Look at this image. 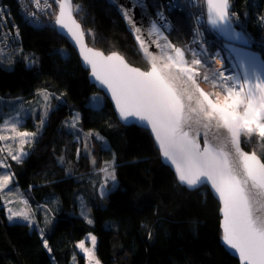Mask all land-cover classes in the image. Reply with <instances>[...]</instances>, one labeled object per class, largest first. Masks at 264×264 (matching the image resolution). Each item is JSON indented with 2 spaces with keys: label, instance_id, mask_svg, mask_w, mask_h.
Instances as JSON below:
<instances>
[{
  "label": "trees",
  "instance_id": "1",
  "mask_svg": "<svg viewBox=\"0 0 264 264\" xmlns=\"http://www.w3.org/2000/svg\"><path fill=\"white\" fill-rule=\"evenodd\" d=\"M7 2L18 19L21 46L13 53L0 54V96L28 99L44 91L53 96L54 103L57 98L62 103L49 112L25 158L7 159L16 184L28 193L31 203L40 204L52 196L59 200L52 206V227L45 236L51 254L39 232L7 220L0 195V264H71L75 254L78 264H85L75 244L88 234L96 237L100 264H238L221 245L219 204L209 189L190 191L179 185L160 161L149 132L121 125L104 95L102 109L87 106L89 96L100 91L89 83L88 72L54 30V22L32 27L17 17L16 2ZM146 2L152 14L158 0ZM230 3L236 23L264 47V0ZM199 5L196 11L204 12ZM73 8L88 46L118 52L130 64L148 69L122 19L104 0H73ZM166 16L173 24L168 35L171 42L183 46L191 35L188 13L172 10ZM251 43L252 50L262 51ZM58 48H66L67 56ZM73 110L80 113L82 131L102 137L103 142L92 138L97 169L113 161L117 185L106 198L98 195L102 181L96 180L88 157L80 153L81 143L66 129L65 121ZM27 128L35 130L32 125ZM242 147L264 160V140L258 143L253 137ZM81 201L91 210L92 225L77 216Z\"/></svg>",
  "mask_w": 264,
  "mask_h": 264
},
{
  "label": "snow or ice",
  "instance_id": "2",
  "mask_svg": "<svg viewBox=\"0 0 264 264\" xmlns=\"http://www.w3.org/2000/svg\"><path fill=\"white\" fill-rule=\"evenodd\" d=\"M55 3L59 11L55 14L54 30L79 47L85 66H90V76L98 82L97 87L101 91L110 94L122 123L150 128L164 164L174 167L181 185L189 190L210 185L212 194L221 205L223 244L232 255L238 254L240 264H264V160L255 151L249 153L241 147V124L250 133L249 138L258 132L264 140V85L230 87L226 83L228 78L218 69V75L212 79L219 91L212 99L198 86L195 77L185 72L184 79L172 70L171 57L165 62L169 66L167 71L155 63V56L152 57L151 70L142 71L129 66L115 52L105 55L86 47L81 25L73 17L70 0H55ZM207 3L210 24L223 23L230 16L226 11L228 0H219L218 3L207 0ZM157 15L163 19L162 13ZM125 16H128L127 11ZM174 51L177 56L185 58L181 48L176 47ZM189 52L193 53L190 49ZM196 62L202 63L197 58ZM208 79L205 75L204 80ZM188 82L193 83L189 85ZM193 88L199 93L198 97L194 95ZM241 96L244 97L243 105L240 103ZM102 100L101 97H93L90 107L102 109ZM46 118L47 111L42 124ZM73 119L79 120V113ZM217 121L227 133L226 136L212 131ZM72 126L75 127L74 124ZM17 128L18 123L13 122L11 132L20 138L21 145L27 142L26 138L36 135L18 131ZM200 137H203L202 144ZM8 139V136L0 135V140ZM97 139L102 140V137L97 136ZM23 155L27 153L21 150L20 155H12V158L19 162ZM102 171L105 172L106 181L113 182L111 187L101 185V195L106 198L116 187V176L114 170L109 171L107 167ZM11 179L13 177L10 175H0V189L8 188ZM81 204L83 207V201ZM6 214L9 221L20 218L30 227L35 226L34 214L12 209H7ZM82 215L89 223L92 222L86 212ZM39 231L44 248L51 253L48 239L43 235L44 229ZM90 239L93 248H84L83 241L77 247L90 260H95L96 237L91 236Z\"/></svg>",
  "mask_w": 264,
  "mask_h": 264
},
{
  "label": "water",
  "instance_id": "3",
  "mask_svg": "<svg viewBox=\"0 0 264 264\" xmlns=\"http://www.w3.org/2000/svg\"><path fill=\"white\" fill-rule=\"evenodd\" d=\"M104 1L109 6H111L118 13L120 18L122 19L128 33L131 35V37L133 39V42L135 44V47H136L138 53L141 55L142 59L147 63L148 69L144 70V69H141L139 67H136V66L130 64L118 52L112 51V52L106 53V52H103L101 50L94 49V48L88 46V44L86 42L85 35H84V43H85L86 47L92 48L93 50H96V51H100L105 55H109V54H112L113 52H115L118 55H120L125 60V62L129 64V66L139 68L142 71H150L151 70L150 61L152 60L153 56H155L158 60H163L164 62L168 61L169 57H171L172 63L174 65L172 70L177 75L186 79V77L184 76V73L187 72L189 75H192L193 77H195L193 71L189 67L185 51L182 49V47L174 45L171 42L168 35L164 32V30L156 23V21L154 20L151 12L149 10V7L147 5L146 0H104ZM52 2L56 8V13H58V11H59L58 5L55 3V0H52ZM215 2L218 3L219 0H215ZM70 3L72 6V9H73V17L75 18L74 8H73V0H70ZM119 6H123V7L121 8ZM125 11H127V13H128L127 17L125 16ZM226 11L230 14V11H231L230 0H228V8L226 9ZM204 12H205V16H206L209 28L213 32H215L217 35L220 36V38L222 40V46L225 48V50L234 59V62H235L236 66L240 72V75L242 77L243 85L247 84L249 87H254L258 83L261 85H264V59L260 53L252 50V43L249 42L248 37L245 35V33L242 30L237 29L234 26V22L232 21L231 15L223 23L218 22L215 25L210 24V22H209V9H208L207 0H204ZM153 25H155V26H153ZM81 31L83 32L82 27H81ZM60 36L63 37L67 41L69 46L75 51L82 68L88 72L87 78H88L89 83L92 84L98 91H100L105 96V98L110 102L112 109H113V112H114L118 122L121 125L126 126L119 119L118 112L115 109V104L111 100L110 94L106 95L105 91H101L97 87L98 82H95L94 78H92L90 76V72H91L90 66H85V64L83 62V58L80 54L79 47L75 46L74 42H72L70 40V38H67V37L62 36V35H60ZM176 47L181 48V51L185 54V58H182V57L176 55V53L174 51V49ZM145 49H147V52H145ZM195 82L197 83L196 79H195ZM188 83H189V85H191L193 82H188ZM192 91H193L195 96H197V97L199 96V93H196L194 88L192 89ZM205 93L208 94L207 92H205ZM193 103H194V101H193ZM139 128L147 130L149 132V134L152 138V141L154 143V146L159 153L160 161L162 162L163 165L170 168V170L173 172V174L175 176L176 181L178 182L179 185H181L177 179L176 174H175L174 167L164 164L162 154L159 150V146H158L157 142L155 141L154 135L151 133L150 128H148V129H145L142 127H139ZM212 131L215 132L217 130L215 128H213ZM220 132L225 136L227 135L226 132H224V130H220ZM200 142H201V144L203 143V137H200ZM241 147H242V143H241ZM242 150L246 151L245 149H243V147H242ZM249 153H251V152H249ZM181 186L185 187L187 190H189L187 186H183V185H181ZM206 187L209 189V191L212 194V190L210 188V185H208ZM190 191H192V190H190ZM212 196L214 197V199L219 204V217H220L219 228H220V233H221V241H220L221 245L224 248V250L227 253H229L231 256L236 258L238 264H240L238 254L235 256L232 255L230 250H228L227 247L223 244L222 229H221L222 214L220 213L221 205H220L218 198L215 197L213 194H212Z\"/></svg>",
  "mask_w": 264,
  "mask_h": 264
},
{
  "label": "rangeland",
  "instance_id": "4",
  "mask_svg": "<svg viewBox=\"0 0 264 264\" xmlns=\"http://www.w3.org/2000/svg\"><path fill=\"white\" fill-rule=\"evenodd\" d=\"M198 1L200 2L202 6H204V0H198ZM230 15H231V18L235 22L234 26L235 27L236 25L239 26L240 30H242L245 33V35L248 37L250 42H253L254 44H258L261 47V48L256 47V49L257 51L258 49L260 51L262 50L260 53L262 54L264 58V47H262L261 44L258 43L260 41L254 40V38L248 33V31L245 30V26H242L239 23H236L235 17L231 12H230ZM52 22H54V20ZM263 34H264V31H263ZM217 42L218 44H215L216 46L221 45V40ZM181 47L184 48V45ZM58 50L59 52H61L63 56H67L68 52L66 48H58ZM7 58L8 57H4V59H7ZM45 96L48 97L47 102L45 101ZM52 97L53 96L50 93L44 92V91H41L35 97H31L28 99L23 98V97L3 98L0 96V134L2 135L3 133L5 134L10 133L13 144L16 141H19L20 138L16 137L15 134L11 132L12 123L17 122L18 131H28V132L36 133V135L32 137L33 138L32 140L34 141L38 137V135L41 133L43 126L46 123L47 118L44 119L43 124L41 123V120L44 118V113L47 111V116H48L49 112H51V110H53L56 107V104L62 103L61 98L59 99L57 98L58 100L54 103V100ZM93 97L103 98L102 104L105 101L102 93L94 92L89 96L87 100L88 101L87 106L90 107V104L93 102ZM77 113L79 112L76 110L72 111L71 115L65 121V126L68 131L74 134V138L76 137V139L81 143L80 153L88 157L89 165L91 167V170H93L94 172L93 175L96 178V180H98L100 177L102 183L97 187L98 188L97 191L99 192L98 195L102 196L101 195V185L107 184L108 187H111L113 183L111 180L106 181L105 172L102 171V169L107 167L109 168V171H113L114 170L113 163H112L113 161H105L103 163V166L101 165V167L97 169L95 160L93 159L91 152H92V138L97 139V136L99 135L93 132L82 131L79 127L80 113H79V120L73 119ZM5 122H7V126H5ZM73 124L75 125V127L72 126ZM28 125L29 127L30 125H32L35 130L32 131V130H29V128L26 129ZM97 140L101 142V139H97ZM20 153H21L20 149L14 148L11 155L10 154H5V155L7 156V158L12 159V155H20ZM20 161H21V157H20ZM7 164L8 162L0 158V175L7 174L13 177V179L9 181L8 188L0 189V195H1V201H2L1 207L4 209L7 220L9 221L7 214H6L7 209H12L13 211H17V212L22 211V212H28V213L34 214L35 226H32V227L29 226V227L31 230H36L39 233H40L39 229L41 228L44 229L43 235L45 237L51 231L53 216H54L53 215L54 211L52 210V206L54 205L57 206V203H59L57 196L49 197L45 201H43V203H40V204L31 203V201L28 199V193L22 190L16 184L14 176L11 170L9 169V167H7ZM115 184L117 185V180L115 181ZM84 212H86L87 217L91 219L92 221L91 223L88 222V219L85 218V215H82V213ZM77 216L84 218L88 224L90 225L93 224L91 210L88 207L87 203L86 204L83 203V207H82V204L78 205ZM9 222L10 223H23V224L28 225V222L23 221L20 218H14L12 221H9ZM91 236L93 235L91 234L86 235L87 238L85 241H83L84 248H88V249L93 248L92 241L90 239ZM80 243L81 241L77 242L75 245V248L78 254L84 258L85 264H96V262L98 261L96 258V255H95V260H90V258L85 254V252L82 251L81 248L77 247V245ZM95 248H96V244L94 246V252H95ZM48 253L51 254L49 251ZM70 263L78 264V256L76 254L71 257Z\"/></svg>",
  "mask_w": 264,
  "mask_h": 264
},
{
  "label": "built area",
  "instance_id": "5",
  "mask_svg": "<svg viewBox=\"0 0 264 264\" xmlns=\"http://www.w3.org/2000/svg\"><path fill=\"white\" fill-rule=\"evenodd\" d=\"M7 1L0 0V54L2 55L13 53L19 50L21 46L18 19L10 12ZM13 1L17 4L15 13L19 20L21 19V21L35 28L52 24L51 22L54 20V17L52 18L54 15L52 0H23V3H21V0ZM199 6L198 0H158L153 7L152 16L156 23L162 29L164 28V32L169 35L173 31V24L166 16V12L177 10L188 13L192 23L191 35L188 41L185 42L183 50L198 85L212 99H215L219 89L212 77L218 75V69L228 78L226 83L230 87L239 88L243 85V81L234 59L222 46L220 36L209 28L205 12L196 11ZM158 13L163 14V19L157 15ZM220 40L221 45L216 46L215 44H218L217 41ZM189 49L193 53H190ZM217 52L223 57V62L220 64L216 63L215 60ZM196 58L201 60L202 63L198 64ZM205 75L209 77L207 81L204 80ZM253 137H256L258 143L263 142L258 132ZM253 137L249 138L243 135L242 143H250Z\"/></svg>",
  "mask_w": 264,
  "mask_h": 264
},
{
  "label": "crops",
  "instance_id": "6",
  "mask_svg": "<svg viewBox=\"0 0 264 264\" xmlns=\"http://www.w3.org/2000/svg\"><path fill=\"white\" fill-rule=\"evenodd\" d=\"M1 135V134H0ZM2 135H5V136H8L9 139L8 140H0V158L4 159L6 162H7V156L5 154H10L13 152V149L16 148V149H20L22 150L24 153L27 152V150L31 147L32 143L34 142L32 139V137L30 138H26V141L23 145H21L19 143V141H16L14 144H13V141H12V137H11V134H5L3 133ZM26 155H23L21 156V160L23 158H25ZM13 159V158H12ZM16 161V160H15ZM7 167H8V164H7ZM86 236L85 238L82 240V241H85L86 240ZM81 241V242H82ZM76 245V244H75Z\"/></svg>",
  "mask_w": 264,
  "mask_h": 264
},
{
  "label": "clouds",
  "instance_id": "7",
  "mask_svg": "<svg viewBox=\"0 0 264 264\" xmlns=\"http://www.w3.org/2000/svg\"><path fill=\"white\" fill-rule=\"evenodd\" d=\"M55 7V6H54ZM55 14H56V8H55V12H54V22H55ZM251 43V42H250ZM183 49V48H182ZM225 49V48H224ZM232 57V56H231ZM264 59V58H263ZM188 61V60H187ZM153 61L151 60L150 63H152ZM155 63H157L158 65L161 66V68L164 70V71H167L169 66L163 61V60H156ZM240 103L241 105L244 104V97L241 96V99H240ZM205 120H207V117L205 116L204 117ZM186 123H188V121H186ZM196 125L193 123V127H195ZM213 127L218 131L220 132V130H223L222 128V125L217 121ZM241 131H242V134L245 136V137H250V133L247 132L246 130H244L243 128V124H241ZM227 134V133H226ZM261 139V137H260Z\"/></svg>",
  "mask_w": 264,
  "mask_h": 264
},
{
  "label": "bare ground",
  "instance_id": "8",
  "mask_svg": "<svg viewBox=\"0 0 264 264\" xmlns=\"http://www.w3.org/2000/svg\"><path fill=\"white\" fill-rule=\"evenodd\" d=\"M154 20H155V19H154ZM161 28H162V27H161ZM166 28H167V26H166ZM163 29H164V28H163ZM215 60H216V61H219V62H216V63H218V64H220V63L223 62V57H222V55H221L219 52L216 53Z\"/></svg>",
  "mask_w": 264,
  "mask_h": 264
}]
</instances>
